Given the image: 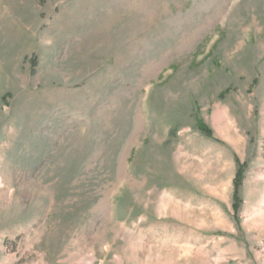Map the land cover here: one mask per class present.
Masks as SVG:
<instances>
[{"label": "rangeland", "instance_id": "374dc122", "mask_svg": "<svg viewBox=\"0 0 264 264\" xmlns=\"http://www.w3.org/2000/svg\"><path fill=\"white\" fill-rule=\"evenodd\" d=\"M0 264H264V0H0Z\"/></svg>", "mask_w": 264, "mask_h": 264}, {"label": "trees", "instance_id": "16d2710c", "mask_svg": "<svg viewBox=\"0 0 264 264\" xmlns=\"http://www.w3.org/2000/svg\"><path fill=\"white\" fill-rule=\"evenodd\" d=\"M199 128L207 135H211L210 131L201 123L199 124ZM242 176H243V172L242 170L239 171V174L237 176L238 180L241 181L242 180Z\"/></svg>", "mask_w": 264, "mask_h": 264}, {"label": "bare ground", "instance_id": "6f19581e", "mask_svg": "<svg viewBox=\"0 0 264 264\" xmlns=\"http://www.w3.org/2000/svg\"><path fill=\"white\" fill-rule=\"evenodd\" d=\"M261 231V230H260Z\"/></svg>", "mask_w": 264, "mask_h": 264}]
</instances>
